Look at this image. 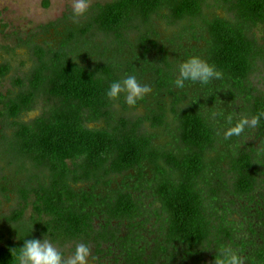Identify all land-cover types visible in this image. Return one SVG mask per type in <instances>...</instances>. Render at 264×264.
Segmentation results:
<instances>
[{
	"label": "trees",
	"instance_id": "trees-1",
	"mask_svg": "<svg viewBox=\"0 0 264 264\" xmlns=\"http://www.w3.org/2000/svg\"><path fill=\"white\" fill-rule=\"evenodd\" d=\"M258 29L264 0H112L82 24L43 27L58 46L30 39L33 70L0 95L13 131L1 156L27 173L19 208L0 214V264H16L11 250L25 238L45 236L114 264H222L226 248L264 264V119L225 137L227 116L234 125L264 112ZM192 56L223 78L177 89L175 68ZM10 71L0 67V80ZM129 75L149 92L136 107L110 102V84ZM41 100L45 115L24 123Z\"/></svg>",
	"mask_w": 264,
	"mask_h": 264
},
{
	"label": "rangeland",
	"instance_id": "rangeland-1",
	"mask_svg": "<svg viewBox=\"0 0 264 264\" xmlns=\"http://www.w3.org/2000/svg\"><path fill=\"white\" fill-rule=\"evenodd\" d=\"M112 0H91V8L97 4H106ZM211 13L223 14L220 10ZM70 0H0V67L10 66V74L3 80H0V95H9L17 92L15 82L18 79H25L33 70L37 56L36 51L27 47L26 43L34 39V47L49 49V46L56 47L55 35H42L43 27L52 23H59L65 19H71ZM82 24L85 18L73 20ZM161 26L160 33L165 38L172 32H167L165 26ZM174 30V28H173ZM60 31V30H59ZM257 35L264 42L263 29L257 30ZM44 36V37H43ZM163 37V38H164ZM98 43H103L102 37H97ZM165 40V39H164ZM253 82L264 91V66L260 76L253 79ZM142 84V83H141ZM47 106L44 100H41L33 111L25 114L22 118L24 123L30 124L45 115ZM146 110L142 107L136 112L128 113L127 116L135 118L143 115ZM3 109L0 107V189L9 187L13 191L7 196L0 192V214L11 215L19 208V200L15 190L26 183L27 173L20 170V167L10 164L3 160L2 152L7 148L5 137L13 135V131L6 126L2 118ZM20 172V174L18 173ZM31 209L26 212L25 219L28 221L32 214ZM77 244H67L59 246L58 250L62 251L66 257H71ZM91 250V256L88 264H114L113 260L98 257L94 249Z\"/></svg>",
	"mask_w": 264,
	"mask_h": 264
},
{
	"label": "clouds",
	"instance_id": "clouds-1",
	"mask_svg": "<svg viewBox=\"0 0 264 264\" xmlns=\"http://www.w3.org/2000/svg\"><path fill=\"white\" fill-rule=\"evenodd\" d=\"M70 3L71 19L75 21L88 16L91 9V0H70ZM175 73L173 83L177 89L185 88L188 83L207 86L223 78V73L215 65L208 63L199 56H192L179 64L175 68ZM149 90L150 85L141 84L135 75H129L126 78L114 80L106 91V97L110 102L123 100L129 107H136L138 101ZM262 119H264V112L251 117H240L233 125V117L227 116L226 120L230 127L225 130V137L240 136L246 129L257 127ZM22 241V248H19L18 251L17 249L11 250L16 264H88L91 256V250L85 243L77 244L74 253L69 258L58 250V247L46 236L43 240L25 238ZM221 256L222 264H245L244 259L231 248L224 249Z\"/></svg>",
	"mask_w": 264,
	"mask_h": 264
}]
</instances>
